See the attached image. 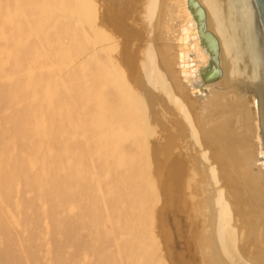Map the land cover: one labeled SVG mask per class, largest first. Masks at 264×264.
Segmentation results:
<instances>
[{"label":"bare ground","instance_id":"bare-ground-1","mask_svg":"<svg viewBox=\"0 0 264 264\" xmlns=\"http://www.w3.org/2000/svg\"><path fill=\"white\" fill-rule=\"evenodd\" d=\"M103 1L121 12L110 17L121 34H107L101 19L95 24L93 2L23 0L28 45L38 40L41 58L76 64L63 70L69 75H121V143L130 151L144 145L156 115L169 130L157 132V141L185 152L166 154L171 229L184 231L179 217L192 201L204 264H264V47L256 1ZM44 25L46 34L37 37L35 27ZM120 35L121 66L111 68ZM207 68L219 73L204 80ZM202 183L208 193L196 201Z\"/></svg>","mask_w":264,"mask_h":264},{"label":"rangeland","instance_id":"rangeland-1","mask_svg":"<svg viewBox=\"0 0 264 264\" xmlns=\"http://www.w3.org/2000/svg\"><path fill=\"white\" fill-rule=\"evenodd\" d=\"M81 1L96 5L107 34L121 32L113 22L121 12ZM23 7L0 0V264H204L192 201L179 217L184 231L171 229L166 154L185 152L154 137L168 135L165 121L152 116L149 139L130 151L121 143V75H69L76 64L41 58V43L26 41ZM118 37L111 68L121 66ZM202 184L196 201L208 193Z\"/></svg>","mask_w":264,"mask_h":264},{"label":"water","instance_id":"water-1","mask_svg":"<svg viewBox=\"0 0 264 264\" xmlns=\"http://www.w3.org/2000/svg\"><path fill=\"white\" fill-rule=\"evenodd\" d=\"M257 7H258V11H259V16H260V21H261V26H262V34H263V47H264V0H255ZM201 11L202 9L199 8ZM211 40L213 41L212 37ZM211 41V42H212ZM213 67V65H212ZM212 70V69H211ZM210 70V68L204 69L202 74H203V79L207 80L209 78H212L213 74L214 76L217 74L216 70L215 73H212V71ZM217 72L219 73V71L217 70Z\"/></svg>","mask_w":264,"mask_h":264}]
</instances>
